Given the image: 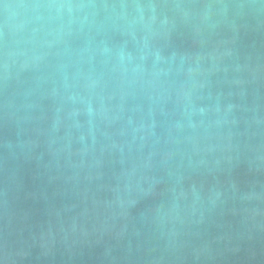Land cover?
<instances>
[{
	"label": "water",
	"instance_id": "1",
	"mask_svg": "<svg viewBox=\"0 0 264 264\" xmlns=\"http://www.w3.org/2000/svg\"><path fill=\"white\" fill-rule=\"evenodd\" d=\"M0 264H264V0H0Z\"/></svg>",
	"mask_w": 264,
	"mask_h": 264
}]
</instances>
